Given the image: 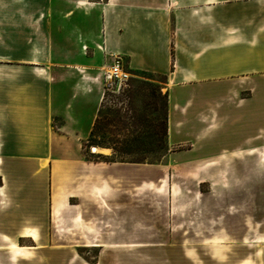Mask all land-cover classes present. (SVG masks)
Returning a JSON list of instances; mask_svg holds the SVG:
<instances>
[{"label":"crops","instance_id":"obj_1","mask_svg":"<svg viewBox=\"0 0 264 264\" xmlns=\"http://www.w3.org/2000/svg\"><path fill=\"white\" fill-rule=\"evenodd\" d=\"M115 56L166 76L159 164L85 155ZM263 170L264 0H0V264H130L155 232L264 243Z\"/></svg>","mask_w":264,"mask_h":264},{"label":"trees","instance_id":"obj_2","mask_svg":"<svg viewBox=\"0 0 264 264\" xmlns=\"http://www.w3.org/2000/svg\"><path fill=\"white\" fill-rule=\"evenodd\" d=\"M130 81L121 94L104 96L86 146L111 149L109 157L98 153L95 161L159 164L169 153L168 92H162L163 86L150 77ZM106 96L119 102L128 100L130 112L113 108L115 99L114 105L105 109Z\"/></svg>","mask_w":264,"mask_h":264},{"label":"rangeland","instance_id":"obj_3","mask_svg":"<svg viewBox=\"0 0 264 264\" xmlns=\"http://www.w3.org/2000/svg\"><path fill=\"white\" fill-rule=\"evenodd\" d=\"M132 75V79L144 80L145 77L153 78L155 81L163 86L162 92H165L164 77L161 75H153L149 73L135 72ZM131 82V81H130ZM102 86H104L102 79ZM131 84V83H130ZM131 87V86H130ZM126 89V88H125ZM114 97L106 96L104 105L105 109L114 105ZM115 106L113 108L120 109L121 113H129L128 100L119 102L115 99ZM87 140L84 141L85 155L91 160H98L96 154L91 151V148L87 146ZM107 157L109 155H105ZM263 182H264V170H263ZM262 200L247 201L246 212L250 215L248 218L249 227L254 225V222L262 221L261 229L264 230V185L262 187ZM162 220V219H161ZM167 220V217H166ZM162 226V225H161ZM168 227L166 226V229ZM248 230V229H247ZM249 234V233H248ZM189 234L184 236L189 243ZM150 240L155 242H161L164 245L161 247H151L150 249H134L133 259L130 264H264V243H246L239 244L235 241L238 240L237 234L230 242H226L224 246L219 247H199V248H177L174 247L175 243L180 241L179 234L166 232L151 234ZM187 245L189 246V244ZM194 245L195 243L192 242ZM76 252L69 251L67 257H71ZM81 257V250L77 253ZM89 259L97 255L96 251H90L84 254ZM68 259V258H67ZM36 264H47L44 255L39 254Z\"/></svg>","mask_w":264,"mask_h":264},{"label":"built area","instance_id":"obj_4","mask_svg":"<svg viewBox=\"0 0 264 264\" xmlns=\"http://www.w3.org/2000/svg\"><path fill=\"white\" fill-rule=\"evenodd\" d=\"M122 60L115 56L112 58L111 64L103 72L104 96L106 94L119 95L128 87V83L132 78Z\"/></svg>","mask_w":264,"mask_h":264},{"label":"bare ground","instance_id":"obj_5","mask_svg":"<svg viewBox=\"0 0 264 264\" xmlns=\"http://www.w3.org/2000/svg\"><path fill=\"white\" fill-rule=\"evenodd\" d=\"M93 152H98V153H106L107 151L106 150H104V149H102V148H97V147H95V149H94V151Z\"/></svg>","mask_w":264,"mask_h":264},{"label":"water","instance_id":"obj_6","mask_svg":"<svg viewBox=\"0 0 264 264\" xmlns=\"http://www.w3.org/2000/svg\"><path fill=\"white\" fill-rule=\"evenodd\" d=\"M96 146L91 147V151L93 152ZM98 148V147H97Z\"/></svg>","mask_w":264,"mask_h":264}]
</instances>
